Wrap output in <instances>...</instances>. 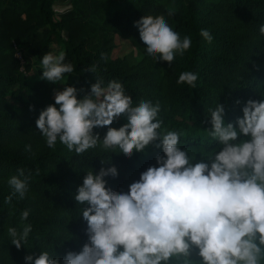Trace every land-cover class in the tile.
<instances>
[{"label":"trees","instance_id":"16d2710c","mask_svg":"<svg viewBox=\"0 0 264 264\" xmlns=\"http://www.w3.org/2000/svg\"><path fill=\"white\" fill-rule=\"evenodd\" d=\"M59 1L67 8L57 18ZM148 16L163 17L181 38L192 39L190 49L177 54L171 66L145 54L134 25ZM261 25L264 0H0V264H26V255L41 251L61 259L69 251L79 252L87 241V225L80 216L86 205H79L74 194L86 172L114 166L118 176L107 178L108 187L128 191L162 151L149 147L125 157L103 151L99 144L81 154L59 141L47 146L36 120L55 103L57 90L73 85L81 98L97 79L104 87L117 80L133 100L132 107L145 100L160 104L162 130L179 132L180 146L193 160L208 158L219 150L207 132L209 110L220 102L226 123L235 122L243 116L244 103L264 97ZM201 29L212 34L210 43ZM114 37L130 42L141 58L132 63L114 54ZM15 45L24 53L25 64L15 55ZM60 51L74 71L56 83L41 79L43 55ZM185 71L198 73L195 88L177 83ZM126 123L119 118L111 127L118 130ZM94 131L103 138L107 128ZM19 169L29 183L22 199L8 183ZM24 210L30 211L27 220L21 219ZM26 224L32 230L27 243L17 248L8 228L21 231ZM169 264H184V258L172 257Z\"/></svg>","mask_w":264,"mask_h":264},{"label":"clouds","instance_id":"9594fccd","mask_svg":"<svg viewBox=\"0 0 264 264\" xmlns=\"http://www.w3.org/2000/svg\"><path fill=\"white\" fill-rule=\"evenodd\" d=\"M134 26L145 54L170 66L177 54L183 55L192 45L190 36L181 38L163 17L148 16ZM259 32L264 36V25ZM200 34L209 43L213 40L208 29ZM65 59L64 51L44 54L41 79L56 83L73 72ZM197 79L198 73L185 71L177 83L195 88ZM102 83L97 79L81 98L73 85L55 92V103L36 120L47 146L55 147L59 141L81 154L99 144L103 151L125 157L149 147L162 151L128 191L108 187L107 178L118 176L114 166L102 167L98 173L87 171L74 194L79 205H86L80 215L87 225L86 243L63 259L48 251L26 255V264H169L172 257H183L184 264H260L264 258V97L244 103L243 116L235 122L226 123L220 102L210 109L207 132L218 141L219 150L193 160L180 146L179 132L162 130L159 103L145 100L132 107L133 100L119 81L111 80L106 87ZM121 117L127 123L118 130L111 127ZM97 127L107 128L103 138L94 131ZM18 171L8 183L22 199L29 183L24 170ZM29 214L24 210L21 219L27 220ZM31 230V224L21 231L9 227L12 244L24 246ZM193 251L200 259L190 258Z\"/></svg>","mask_w":264,"mask_h":264},{"label":"rangeland","instance_id":"374dc122","mask_svg":"<svg viewBox=\"0 0 264 264\" xmlns=\"http://www.w3.org/2000/svg\"><path fill=\"white\" fill-rule=\"evenodd\" d=\"M66 8L67 6L63 1L57 2L56 17L59 18L60 16H62L63 13L66 11ZM113 43H115L114 54L120 56H126L132 63H136L142 56L141 52L126 40H121L119 37H114ZM29 62H31V60H29ZM126 95L129 96L127 93ZM11 104L13 106H18V103L15 102L14 100H11ZM134 173L135 171L129 173L128 175L129 180L131 179ZM192 255L197 257L195 251H193Z\"/></svg>","mask_w":264,"mask_h":264},{"label":"built area","instance_id":"2783aa9c","mask_svg":"<svg viewBox=\"0 0 264 264\" xmlns=\"http://www.w3.org/2000/svg\"><path fill=\"white\" fill-rule=\"evenodd\" d=\"M15 49H16L15 55L17 56V58L20 59L22 64H25L26 61H25L24 53L16 45H15Z\"/></svg>","mask_w":264,"mask_h":264}]
</instances>
